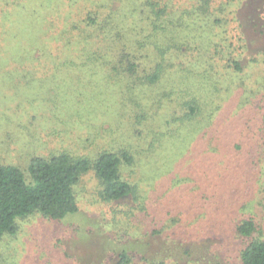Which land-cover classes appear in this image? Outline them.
Wrapping results in <instances>:
<instances>
[{"label":"trees","instance_id":"16d2710c","mask_svg":"<svg viewBox=\"0 0 264 264\" xmlns=\"http://www.w3.org/2000/svg\"><path fill=\"white\" fill-rule=\"evenodd\" d=\"M86 1L71 18L53 14L54 0H0V35L23 37L18 56L0 47V64L13 66L0 79V102L11 106L1 120L21 134L37 114L49 126L45 154L26 173L0 160V243L17 234L18 219L77 213L75 186L93 173L100 200L131 199L119 214L141 223L140 235L198 239L202 210L201 220L233 230L239 264H264V200L255 211L244 189L260 177L264 151V84L253 77L264 49L248 38L264 29V0ZM48 65L71 76L44 82ZM120 259L129 262L126 251Z\"/></svg>","mask_w":264,"mask_h":264},{"label":"rangeland","instance_id":"374dc122","mask_svg":"<svg viewBox=\"0 0 264 264\" xmlns=\"http://www.w3.org/2000/svg\"><path fill=\"white\" fill-rule=\"evenodd\" d=\"M257 1L260 0H255ZM86 3H88L86 0H54L56 6H52L53 14L61 12V17L70 15L71 18H75ZM259 23L264 24V20L262 19ZM262 30L264 29L260 28V30L249 32V46L252 49H264ZM21 38H23L21 35L13 33L5 37L0 35V47L5 53L14 51L18 56L20 50L15 48ZM9 42L11 46L8 45ZM2 49L0 57L5 58ZM45 67L40 66L43 70ZM46 69L47 76L44 82H49L52 77L71 76L66 68L48 65ZM253 70V77L258 78L262 82L260 84H264V67L258 64ZM10 72L13 73L11 63L0 64L2 81H7L6 76ZM49 107H51L49 102L42 103L38 113L46 116L49 113ZM8 108L11 106L6 102H0V160L3 163L14 164L25 172L32 157L45 154L46 146L43 144L45 141L43 136L48 131H44V128L49 129V126L43 120L44 118L37 114L38 119L29 127V134H21L19 130L18 132L16 130L18 125L15 120L8 124L1 120ZM102 124L104 128L112 125L109 120ZM89 125L96 127V122ZM7 133L10 138L7 137ZM198 153L193 155L192 161L195 164L200 161ZM259 153H261L259 155L261 162L258 161L257 173L260 177L258 179L252 177L244 186V189L249 191L246 196L254 200V210L257 212L262 211V206L259 204L263 205L264 200V151ZM208 156L214 157L211 152ZM261 167H263L262 170ZM147 178L150 179L149 183L156 185L162 177ZM165 179L168 178L164 177ZM99 188L94 174L88 173L75 186L77 213L68 215L60 221H49L40 215L18 219L17 234L13 237H5L0 243V264H124L120 259L123 251H126L129 259L127 264H150V261L159 260L167 264H239L237 256L241 246L233 230H227V232L221 229L224 222L216 221V217L213 221L207 220L209 217L201 220L198 214L200 212L203 214L205 211L194 213L198 219L195 223L196 232L204 230V235L198 239L184 236L182 231H175V234L171 236L161 235L162 237L154 233L140 235L139 232L144 231L145 227L134 219L126 222L123 215L119 214L125 206L132 204L131 199L108 204L100 200ZM195 205L200 209V204ZM260 217L261 215L258 218ZM148 221L150 220L145 222ZM135 227L139 228L136 233L133 230ZM161 227H163L162 224H157L153 228ZM186 231L196 235L195 231L187 229L185 233Z\"/></svg>","mask_w":264,"mask_h":264}]
</instances>
